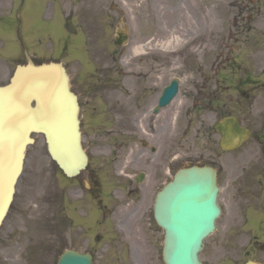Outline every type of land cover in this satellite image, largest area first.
Returning <instances> with one entry per match:
<instances>
[{"label":"rangeland","instance_id":"374dc122","mask_svg":"<svg viewBox=\"0 0 264 264\" xmlns=\"http://www.w3.org/2000/svg\"><path fill=\"white\" fill-rule=\"evenodd\" d=\"M25 2L21 35L29 38L35 61L54 59L66 65L73 89L82 98L81 130L90 158L84 171L68 178L50 159L42 137L28 147L0 230V264H56L65 249L93 250L94 264H163L153 237L163 231L150 218L145 217L141 226L144 242L136 237L133 218L123 223L124 229L117 225L137 204L136 177L141 171L148 173L153 156L152 165L161 164L166 174L162 181L170 178L166 162L171 151L179 155V166L204 161L211 139H216L209 132L215 119L207 120L202 110L189 112V106L193 93L205 89L203 76L218 66L217 60L226 61L220 71L225 115H235L264 137V0H34L30 8ZM6 4L0 0V10L8 8ZM67 22L75 32L67 30ZM123 29L129 41L117 47L114 39ZM176 37L181 41H173L172 49L159 47ZM149 41L151 49L132 54L134 46ZM13 47L21 50L15 35L0 32V52ZM9 65L14 64L0 57V84L7 82ZM175 77L180 83L170 106L156 116L148 113ZM251 78L254 83L248 84ZM125 91H130L129 97ZM143 140L148 146H163L162 158L147 152ZM160 182L151 174L144 184L152 190ZM225 198L222 189L219 231L206 239L202 261H264V250L250 243L252 210L242 224L241 215L239 219ZM98 205L99 218L94 216ZM96 234L104 237L96 241ZM138 246H151L152 256L142 254Z\"/></svg>","mask_w":264,"mask_h":264},{"label":"water","instance_id":"95a60500","mask_svg":"<svg viewBox=\"0 0 264 264\" xmlns=\"http://www.w3.org/2000/svg\"><path fill=\"white\" fill-rule=\"evenodd\" d=\"M71 31L74 29L68 26ZM125 34L116 43L123 44ZM178 88L177 79L164 89L167 105ZM34 102V105H33ZM157 110V109H156ZM79 106L60 63L19 66L9 85L0 86V225L6 216L22 172L27 146L41 134L52 158L68 176L86 167L81 145ZM228 138L243 139L247 131L234 118L224 120ZM216 171L209 166L180 169L158 196L155 217L165 231V264H203L199 252L215 229L220 214ZM58 264H92L89 254L66 251ZM246 264H260L248 261Z\"/></svg>","mask_w":264,"mask_h":264},{"label":"flooded vegetation","instance_id":"af4514ba","mask_svg":"<svg viewBox=\"0 0 264 264\" xmlns=\"http://www.w3.org/2000/svg\"><path fill=\"white\" fill-rule=\"evenodd\" d=\"M3 12L13 11L0 10V14ZM14 22L11 21L9 27L10 30L13 29ZM149 42L151 43V41ZM223 48L219 50V53L223 50ZM13 58L16 60L15 65L21 62V56H17L14 54ZM155 61H157V57H155ZM225 62V59L217 60L215 64H217L218 66L215 68L213 66L214 69H210L212 71L211 73L204 74L203 77L205 78V89L203 88L202 90H197L195 94L193 93L192 102L189 106L190 112H200L202 110L207 120L212 121V119H215L214 123L217 122L223 115H225L226 103L220 93V87L225 81L221 77L220 71L221 68L224 67ZM10 77L11 73L8 74V81L10 80ZM210 82H213V88H211ZM240 88L242 89L241 81L239 82L238 90ZM129 93L130 91H125L127 97H129ZM76 94L78 95V100L81 105V108H83L81 95L77 92ZM99 98L104 103H106L107 100H104V96H99ZM105 99H107V97H105ZM92 101L93 99L90 98V102ZM93 109H96V107L93 106ZM212 124H210L209 132H213V135H216V137H214L216 139L215 141L211 139L213 146L208 149L206 155H204V157L202 158L204 159V161L200 162L211 164L217 169L221 189H223L224 195L226 193L225 199L228 201L229 205L234 209L233 211L236 212V216L238 218L239 215H241L242 221L244 220V222L246 221L247 223V211L248 209L252 210V227L250 233L251 241L255 242L256 247H258L260 250H264V216H262L264 215V138L256 137L253 139L254 144L249 147L250 150L246 149V151H251L252 153L239 154L235 156L234 162L228 161L227 152L221 145L222 138L219 133H216V131L213 130ZM143 145L146 146V148L148 149L147 152H150L153 155L156 154L157 157L162 158L161 155L163 153V146L158 147L152 144L148 146V143L145 140H143ZM169 154L170 156L167 162L170 161V169L167 171V173L169 175H172V170L177 169L179 165L177 161L178 156L177 153L172 151ZM155 161V156H153L148 161V165L151 166L146 176L148 177L152 174L156 179L160 180L161 182L155 184L152 190L150 189L151 187L149 186V184L148 186L142 184L137 187V191L139 193V197L136 199L137 204L131 207L130 209H127V213L124 211L125 218L123 222L121 221L117 225L121 229H124V224H126L127 221H131L133 218L135 221H137L134 225L135 233L138 232L136 234V237L139 241L143 242L146 241L147 237L143 233L141 226L145 223L143 219L146 217L147 214L146 202L148 200V194L149 192L152 193L155 189H157L158 187L160 188L162 186V178L166 175L162 174L161 164L157 163L154 166L152 165ZM226 170H228V174ZM126 230L129 234L132 232V230ZM154 237H156V242H161V235L158 236L157 234H155ZM139 251L142 254L146 252L149 256H152L151 246H147L146 248L139 247Z\"/></svg>","mask_w":264,"mask_h":264},{"label":"bare ground","instance_id":"6f19581e","mask_svg":"<svg viewBox=\"0 0 264 264\" xmlns=\"http://www.w3.org/2000/svg\"><path fill=\"white\" fill-rule=\"evenodd\" d=\"M175 41L176 45H178L181 41V39L179 38H175L174 40H169L167 43H161L159 44V46L161 48H170L172 49L173 46H172V42ZM146 46H149V44L147 45H138V46H134L131 50H132V54H139V53H142L144 50H145V47Z\"/></svg>","mask_w":264,"mask_h":264}]
</instances>
